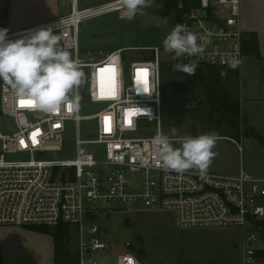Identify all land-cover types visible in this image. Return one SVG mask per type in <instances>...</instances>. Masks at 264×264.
<instances>
[{
	"label": "built area",
	"instance_id": "built-area-1",
	"mask_svg": "<svg viewBox=\"0 0 264 264\" xmlns=\"http://www.w3.org/2000/svg\"><path fill=\"white\" fill-rule=\"evenodd\" d=\"M69 1L70 10L62 15L8 30V38L15 40L29 30L52 26L82 76L69 94L79 97V107L62 105L52 113L22 106L11 87L0 80V117L6 116L15 128L12 133L0 132V226L75 224L80 231L77 264H103L96 253L112 249L95 219L106 208L103 205L160 210L170 213L179 228L238 229L240 264H264L258 234V222L264 220V177L244 168L234 174L206 170L203 175L196 169L166 170L153 144L155 136L164 135L160 48L123 47L105 55L82 52L83 20L113 12L123 18L130 14L122 0L84 8L79 6L81 0ZM171 1L180 11L177 24L206 41L201 53L182 55L178 61L223 69L230 68L234 57L243 62L242 0ZM0 28L5 27L0 23ZM147 49L152 56L132 58L128 53ZM84 102L103 106L84 116L80 113ZM82 119L96 121V137H82ZM145 120L157 123L156 134L139 135ZM68 123L76 124V153L59 159V152L70 150L65 137ZM130 257L144 264L129 252L117 254L111 264H130Z\"/></svg>",
	"mask_w": 264,
	"mask_h": 264
},
{
	"label": "rangeland",
	"instance_id": "rangeland-1",
	"mask_svg": "<svg viewBox=\"0 0 264 264\" xmlns=\"http://www.w3.org/2000/svg\"><path fill=\"white\" fill-rule=\"evenodd\" d=\"M105 1L107 0H81L79 6L84 8ZM170 3L176 5L174 9H166L163 0H155L151 7L143 8L131 19L113 12L83 20L80 24L81 51L106 54L116 47L158 46L164 67L166 70L172 68L176 60L175 54L165 52L162 45V41L177 25V3ZM69 10V0H0V23L12 30L13 24L7 20L9 15L14 17L13 23L19 24L26 18H41ZM128 53L132 58L146 57L152 56L153 51L131 50ZM70 55L73 58L71 53ZM250 59L254 62L241 71L239 87L235 85L237 77L234 74L226 71L227 76L222 77L221 72L224 69L218 67L198 66L193 76L176 70L163 72L168 79L163 92V134L173 139L171 144L174 148H179L180 141L185 136L215 133L217 141L212 149L215 155L208 171L232 173L244 168L254 176L264 177V98H261L264 97V63L256 58ZM211 88H215L217 95L227 91L238 96L241 120L238 136L225 134L228 132L223 127L230 130L228 121L214 117L212 122H208L202 119L205 115L193 109L194 105H199L201 99H205L206 93L212 92ZM102 106L84 102L80 113L84 116L92 115ZM173 128L176 129L175 134ZM140 129L143 133L139 135H154L157 132V123L145 120L140 124ZM14 130L12 121L6 116L0 117V132L8 134ZM79 130L83 138L96 137V121L82 119ZM65 137L70 150L59 152V159L75 156V123H68ZM12 158H21V155H13ZM226 167H230L229 170ZM103 206L106 208L101 209L95 219L112 245L108 252L96 253L103 264L115 263L116 255L124 252L133 254L144 264H240L238 229L179 228L168 212L144 208H114V204ZM20 228L23 227L0 226V244L13 239H19L18 243L21 242V237L26 239L14 248L16 251L13 255L10 254L14 264H55V250L53 255L51 242L48 245L46 243L53 236L30 229L37 237H24L17 231ZM51 228L55 230V227ZM69 232L68 247L71 252H75L80 243L79 227L70 224ZM258 234L259 242L264 246V228ZM126 242H130L131 246L126 247Z\"/></svg>",
	"mask_w": 264,
	"mask_h": 264
},
{
	"label": "clouds",
	"instance_id": "clouds-1",
	"mask_svg": "<svg viewBox=\"0 0 264 264\" xmlns=\"http://www.w3.org/2000/svg\"><path fill=\"white\" fill-rule=\"evenodd\" d=\"M122 3L131 19L138 11L151 7L155 0H122ZM61 25L60 21L59 30ZM60 40L52 26L29 30L26 36L15 40L8 38L7 28H0V80L11 87L20 103L46 113L56 112L62 105L79 107V97L70 98L69 94L79 85L82 73L70 53L61 47ZM205 44L202 36L186 32L184 24H177L162 41L164 51L174 53L175 58L197 55ZM241 62L234 57L228 66L234 70ZM197 66L177 63L173 69L193 76ZM221 76L226 77L227 72L222 71ZM216 141L215 133L185 136L180 141L181 147L174 148L167 136L153 138L166 170L183 173L196 169L201 175L215 155L212 149ZM130 264L137 261L130 257Z\"/></svg>",
	"mask_w": 264,
	"mask_h": 264
},
{
	"label": "trees",
	"instance_id": "trees-1",
	"mask_svg": "<svg viewBox=\"0 0 264 264\" xmlns=\"http://www.w3.org/2000/svg\"><path fill=\"white\" fill-rule=\"evenodd\" d=\"M161 1L162 0H159L158 2H161ZM170 2L171 0H164L163 1L164 8L174 9L176 5H172ZM175 12H176V20L178 21L180 11L178 9ZM243 46H244V50L246 54L251 53V54H256L257 56H259L258 42H257L255 35L247 34L245 36ZM177 63H182V62L176 59L173 62V65ZM182 64H188V63H182ZM164 66H165V63L163 62L162 63L163 72L168 71V70L174 71L173 67L166 70ZM224 71L230 72L237 77L235 81V85L236 87H239V75L241 73L240 67H237L234 70L231 68H226L224 69ZM162 79H163L162 88L164 92L165 90L164 84L168 80L166 78V75H164V73H163ZM210 90L212 92L206 93L205 99H201L199 101V105H194L195 108L193 107V109H197V111L205 115L206 117L202 119L203 120L206 119V121L208 120V122H212L214 117H217L218 119L220 118L221 120L223 119L224 121H228L230 130L223 127L224 131L228 132L225 134L232 133L238 136L240 129H241V120H240V115H239L240 100L238 96H235L232 93L227 92V91H224L223 94L221 95H217V93H215V88H211ZM223 125H220V126L222 127ZM218 136L228 137L229 135H218ZM258 223L261 229L263 230L264 220H261ZM26 228L33 229V230L43 232V233H47V234H51L53 236L54 243H55V264H77V261H78L77 252L76 251L71 252V250L68 247V243L70 241L69 224L58 225L55 227L54 231L52 230L51 227L44 226V225H36V226H30ZM260 254L264 256V250L260 251Z\"/></svg>",
	"mask_w": 264,
	"mask_h": 264
},
{
	"label": "crops",
	"instance_id": "crops-1",
	"mask_svg": "<svg viewBox=\"0 0 264 264\" xmlns=\"http://www.w3.org/2000/svg\"><path fill=\"white\" fill-rule=\"evenodd\" d=\"M62 14H63L62 12H58V13H55L53 15L44 16L41 18H26V19H23L21 22H19V24L13 23L14 17L11 15H9V18H7V20L9 19V21L12 22V24H13L12 30H16V29H20L23 27H27V26H31V25H35V24L47 21L49 19L55 18V17L62 15ZM242 19H243V25H244V28L246 31V35L247 34H253L256 36V39L258 42L259 56H257L256 54H251V53L246 54V56H245V58L241 64L240 71H243L244 67L247 68V67H249V65L252 62H254V60H252L250 58H256L257 60H260L264 63V0H242ZM123 47H120V48H123ZM116 49H119V47H116L113 50H116ZM113 50H111V51H113ZM97 54H103V53H97ZM256 97H258V96H256ZM261 98H264V97H261ZM263 134H264V130H263ZM226 168L229 170L230 167H226ZM240 169L235 170L236 172H232L229 174L238 173L240 171ZM17 231H19V233L24 237L27 236V237L35 238V236H36V235H34L33 231H31L30 229L25 228V227L20 228ZM30 234H32V235H30ZM46 236H48V235H46ZM51 238L52 239H50L46 243L48 245V243L51 242L50 245L52 246L51 251L53 254L54 250H55V246H54L53 237H51ZM17 240H19V239H13V240L6 242L5 244H3V242L0 244V264H14V262L10 258V254L13 255L12 253L16 251V249H14V248L17 247L18 245L20 246L19 243H22V240H26V239L21 237V240H20L21 242H18V243H17ZM10 247H12V248L10 249ZM53 264H54V262H53Z\"/></svg>",
	"mask_w": 264,
	"mask_h": 264
},
{
	"label": "snow or ice",
	"instance_id": "snow-or-ice-1",
	"mask_svg": "<svg viewBox=\"0 0 264 264\" xmlns=\"http://www.w3.org/2000/svg\"><path fill=\"white\" fill-rule=\"evenodd\" d=\"M21 105L23 106L24 105V103L23 102H21ZM106 119V121L109 119V118H105Z\"/></svg>",
	"mask_w": 264,
	"mask_h": 264
}]
</instances>
